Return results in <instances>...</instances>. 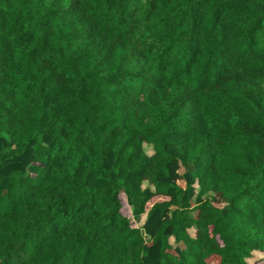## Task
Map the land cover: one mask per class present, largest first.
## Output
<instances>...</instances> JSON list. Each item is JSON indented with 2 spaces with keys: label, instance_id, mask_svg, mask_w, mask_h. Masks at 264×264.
<instances>
[{
  "label": "trees",
  "instance_id": "trees-1",
  "mask_svg": "<svg viewBox=\"0 0 264 264\" xmlns=\"http://www.w3.org/2000/svg\"><path fill=\"white\" fill-rule=\"evenodd\" d=\"M0 264H264V0H0Z\"/></svg>",
  "mask_w": 264,
  "mask_h": 264
},
{
  "label": "rangeland",
  "instance_id": "rangeland-1",
  "mask_svg": "<svg viewBox=\"0 0 264 264\" xmlns=\"http://www.w3.org/2000/svg\"><path fill=\"white\" fill-rule=\"evenodd\" d=\"M145 149L147 150V152H149V153L151 152V150L148 149V147H145ZM137 223L139 224V223H141V221H139V222H137Z\"/></svg>",
  "mask_w": 264,
  "mask_h": 264
}]
</instances>
